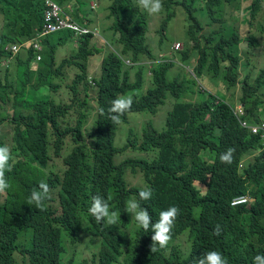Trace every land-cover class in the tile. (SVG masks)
Segmentation results:
<instances>
[{
    "label": "trees",
    "instance_id": "16d2710c",
    "mask_svg": "<svg viewBox=\"0 0 264 264\" xmlns=\"http://www.w3.org/2000/svg\"><path fill=\"white\" fill-rule=\"evenodd\" d=\"M112 1L113 9L117 5L115 24L123 27L122 44L135 59L140 52L154 58L146 40L149 24L136 0ZM165 3L166 19L161 30L176 15L177 6L185 9L188 24L184 59L196 57L194 70L202 78H172L169 68L173 63L159 62L151 68L150 75L140 71L132 87L125 86L134 102L121 116L124 123L130 122L131 112L155 115L168 95L181 98L196 94L194 101H182L173 107L163 129L146 121L139 138L135 127L128 128L127 138L139 147L142 156L119 162L122 148L116 144V132L120 124H107V120L111 122V103L123 91V79L116 77L114 69V53L109 56L105 75L97 80L98 120H104L97 123L92 142L81 139V127L88 113L80 111L84 106L78 97L80 91L75 89L67 101L59 94L61 85L52 79L56 45L63 39L75 40L73 32L64 31L44 40L46 50L36 69L38 73L30 68L32 50L26 59H21L24 66L15 60L7 66L0 65L6 77L13 79L11 84H2L0 76V89L7 94L5 101L17 104L11 117L13 134L1 135L2 142L12 149V167L7 173L13 189L0 194V264H16L20 255L29 264H73L72 259L62 257V233L65 230L76 236L84 223L106 249L98 264H192L199 254L210 250L220 251L229 264H253L256 255L264 254V151L257 153V149H264V142L261 128L253 131V126L264 123V66L256 75L251 70L264 56V0ZM44 10V0H0V57L9 56L5 49L9 41L33 36L41 26ZM197 13L204 14L219 28L204 34ZM255 19L260 34L252 30ZM239 22L242 29L247 26L246 35H241ZM22 23L24 32L17 31V25ZM131 28L144 29V37L133 40ZM90 40L91 35L80 37L79 56L87 54ZM240 43L248 48L244 62L234 50ZM238 86L242 91V112L236 110ZM132 121L136 124L139 118ZM156 125L159 127L160 122ZM63 133L71 134L74 142L63 159L66 169L55 184L47 182L52 195L43 209L28 205L32 190L38 189L41 182L33 176V163L45 165ZM229 148L235 149L233 161L222 163L220 154ZM129 170L133 178L140 175L138 183L133 185L128 180ZM144 187L153 190L150 200L140 201L141 206L148 208L153 223L170 206L180 209L172 240L164 249L157 246L154 253L150 250L152 231L138 230L126 212L129 197ZM96 194L105 199L111 197V210L121 214L120 221L135 227V248L123 262L119 261L122 234L114 225L97 223L88 211ZM245 195L254 201L232 204L236 197ZM217 225L221 227L220 236L214 234ZM24 229L31 236L28 245L26 239L21 240Z\"/></svg>",
    "mask_w": 264,
    "mask_h": 264
},
{
    "label": "clouds",
    "instance_id": "9594fccd",
    "mask_svg": "<svg viewBox=\"0 0 264 264\" xmlns=\"http://www.w3.org/2000/svg\"><path fill=\"white\" fill-rule=\"evenodd\" d=\"M97 0H89L90 7L94 9L97 6V3L94 2ZM112 0H110V12H107L101 21L105 25L106 31H109L113 34V42L119 46V50L113 48L111 50L102 49L97 45V41L95 37L103 38L100 36L98 26L91 25L86 21L89 15L81 10V6L79 5L78 0H44L45 10L43 13V17L41 19V26L36 28L34 34L31 38L25 39V35L17 40H11L9 43L5 45V49L7 50L9 56L4 58L0 57V65L7 66L11 64L12 60H15L19 65H23L21 59H26V54L29 50L33 52V58L30 61V68L38 73L36 70L39 67V63L42 60L43 54L46 50V46L44 43L45 39L51 38L53 35H59L60 33H64V31H71L76 36V39L73 41H66L65 39L61 40L58 45H56V51L54 53V61H53V69L54 74L52 75V79L54 83H58L61 85L59 94L67 99L68 92L70 93V99L73 97V93L76 91H80L78 95L79 98L82 99L84 106L80 111H86L85 109L88 107L89 112L87 121L81 127V139H84L88 142H92L94 140V129L98 122H102V120H98V87L97 80L100 77L104 76L106 73V64L110 55H113L117 60V65L115 66V71L117 72V78L123 79V91L119 93V96L115 98L111 107L109 108V112L111 113L110 119L111 122L107 120V124H120L121 116L124 115L127 111L131 109V106L134 102L133 97L130 95H126L128 92H125L126 87H132L133 83L137 79L138 72L147 73V75L151 74V68L159 63V62H170L173 65L169 68V73L171 68L174 66H180L182 68H189L191 70V75H171L172 78H176L178 80L188 79L193 77L200 81L202 77H198L195 73L194 67L196 64V57H192L189 60L184 59V52L187 50L183 42V45L180 41H175L170 50H168V54L160 53V50L153 54L154 58L149 57L144 52H140L134 58L133 53L130 50H127L125 46L122 44L121 40V31L123 27L115 24L116 21V8H112ZM138 6L140 7V11L146 15L147 24H149V29L146 31V40H149V30H150V22L158 19L163 11V5L166 4L165 0H136ZM179 7V6H177ZM177 10V8H176ZM150 15H154V18H151ZM177 15V13H176ZM175 15V16H176ZM166 16V15H165ZM174 16V17H175ZM173 17V18H174ZM110 19L111 22L106 24L105 21ZM166 18L163 19V22ZM218 26H215V29H218ZM17 31L24 32V23L18 24L16 27ZM84 35H91L90 40V48L87 54L83 56L78 55L79 48V39ZM131 37L135 40L138 37H144V29L141 28H131ZM104 39V38H103ZM163 37H161L162 41ZM106 40V39H104ZM107 41V40H106ZM150 41V40H149ZM152 41H156L154 38ZM109 44V42L107 41ZM148 43V42H147ZM110 45V44H109ZM149 45V44H148ZM182 45V47H181ZM64 48H69L70 52L60 57V52ZM150 48V47H149ZM248 49V48H247ZM241 48V43L235 45L234 50L237 51L241 62L245 61V52L247 51ZM151 50V49H150ZM152 52V51H151ZM101 53V58L99 61V65H96L95 62H92L93 56ZM130 53L131 56H128ZM180 54V55H178ZM192 62H194L192 64ZM264 66V56L260 59L259 63L256 66H252V74L256 75L257 71ZM130 68H135V72H129ZM0 76L2 84L12 83L11 78H7L6 75L0 69ZM181 77H183L181 79ZM243 75H241L242 79ZM8 79V80H7ZM93 86L96 89V93L94 96V101L96 103V108L93 107L92 101L88 100L89 94L87 93V89L89 86ZM148 83H145V89L147 88ZM239 87V86H238ZM68 88V92H67ZM8 92H12L11 88H8ZM6 91L0 89V194L9 192L13 189V182H9L8 173L11 171V163L10 161L13 159L11 146L7 143H3L1 140V135L4 133L6 137H9L14 132V125L11 120L13 115L14 107L17 105L14 101L9 100L5 101ZM194 95V94H193ZM12 96V95H11ZM37 95L35 96V98ZM196 98V94L192 97V101ZM10 99V97H9ZM237 102L236 110L238 112H242L243 103ZM95 109V110H94ZM95 111L96 115L91 123H89V117L92 114V111ZM79 112V111H78ZM77 112V113H78ZM76 113V115H77ZM89 138L86 136L87 126ZM92 124H95L91 127ZM259 128L262 130V137L264 142V123L261 126L255 125L253 126V131L258 132ZM119 128L116 132V144L122 148L119 152H124L127 146H133L134 149L140 151L142 155L144 153L139 149V147L135 144H132L129 139L127 144L124 146H120L119 142H117ZM140 138V137H139ZM142 138V137H141ZM54 138L50 139L54 140ZM59 146L57 148L50 150V156L47 158L46 164L43 165L38 162H34L33 166V176L39 179L41 182L39 183L38 189H33L28 200L27 204L35 206L38 209H43L45 206V201L51 199L52 189L50 188L49 183L55 184L58 175H62L66 169L64 165V169L62 171H56L51 166L50 163L53 160V157H64L70 152L74 142L72 140L71 134L63 133L62 138L59 141ZM64 151L66 153L64 154ZM260 151H264V149H257V153ZM235 149L229 148L226 152L220 154V161L222 163H232L233 155ZM137 153V152H136ZM118 154V157H119ZM140 155V156H142ZM138 155L128 156V157H137ZM126 157V158H128ZM125 158V159H126ZM119 161V160H118ZM123 161V160H121ZM119 161V162H121ZM7 173V174H6ZM128 178L132 179L133 175L131 170H129ZM153 190L151 187H144L139 190L138 193L133 194L127 200L126 204V212L131 214V221L135 222L136 228L143 229L145 232L152 231L153 235L151 236V245L150 250L152 253L158 250L157 246L160 249H164L168 246L169 242L172 240V232L175 227V221L180 214V209L177 206H170L168 209L163 210L159 213L158 220L153 223L152 216L148 208L141 206L140 201H148L152 198ZM138 197V198H137ZM105 199L104 196L100 194H96L92 197V203L90 208L88 209L89 213L95 218L97 223H106L109 226L119 225V220L121 218V214L117 211L111 210L109 200ZM254 201V198L250 197V195L236 197L232 204L238 205L240 203L248 202L251 203ZM89 225L87 223L82 224L78 231L84 227ZM134 226V225H133ZM115 227V226H114ZM135 228V227H134ZM133 229V227H131ZM90 232V229H89ZM78 233V232H77ZM214 234L216 236H220L221 227L219 225L216 226L214 230ZM22 241L26 239L25 244H30L31 236L27 233L22 234ZM28 235V237H27ZM91 241L97 242L94 245L93 252L87 257L92 264L93 260H95V264L99 263V256L105 252V248L99 243L100 241L95 240V235H92L90 232ZM123 241V240H122ZM121 241V242H122ZM68 261V260H67ZM16 264H29L26 261V257L20 255L17 256ZM63 264H68L67 262ZM192 264H229L227 258L218 250H210L207 252H202L195 259H193ZM253 264H264V254H258L254 257Z\"/></svg>",
    "mask_w": 264,
    "mask_h": 264
},
{
    "label": "rangeland",
    "instance_id": "374dc122",
    "mask_svg": "<svg viewBox=\"0 0 264 264\" xmlns=\"http://www.w3.org/2000/svg\"><path fill=\"white\" fill-rule=\"evenodd\" d=\"M78 1H79V5L81 6V10H83L89 15L86 21L89 22L91 25L98 26L100 36L106 39L110 44L109 45L107 41L104 40L103 38L95 37V40L97 41L96 42L97 45L105 50H111L112 47L119 50V46L113 42V34L110 32V30L106 31L105 25L101 21V18H103L107 12H110V0L95 1L94 3L95 4L97 3V6L94 9L90 7L89 0H78ZM163 6H164L163 11L159 13L161 14V16L158 19L154 20L153 22L152 21L150 22V26H151L149 30V37H150L149 40L150 41L148 40L147 42L152 51V54H156L160 49H161L160 53L168 54V50L171 49V47L173 46L176 40L180 41L182 45H183V42L187 40L186 27H187L188 22H187V15L185 13V9L181 6L177 7V15L167 22L166 28L164 30H161L163 19L165 18V10H166L165 4ZM118 13L120 14V12ZM148 15L151 18H154V15H150L149 13ZM197 15L203 27L204 34H208L215 29V25L211 23L210 20L206 16H204V14L197 13ZM110 22H111L110 19L105 21L106 24H109ZM238 25L240 27L241 35H246L248 32L247 26H245L242 29L243 27L242 23L239 22ZM259 28L260 26H259L258 19H255L254 24L252 26V30H254L256 34H260ZM161 37H163L162 41H161ZM153 38L156 41H152ZM241 48L243 50H246L247 44L241 43ZM69 52H70L69 48H64L60 52V57L64 56L65 54H68ZM126 54H128V56H131L130 53H126ZM100 58H101V53L97 54L96 56H93L92 62H95L96 65H99ZM193 63L194 62H192V64ZM135 70H136L135 68H130L129 72H135ZM170 74L173 76L174 75H187L188 76V75H191V70L189 68H182L180 66H174L173 68H171ZM182 78L183 77H181V79ZM68 91L69 90L67 88V92ZM235 91L237 93V95L235 96L236 98L235 102L237 103L240 98V95L242 94L241 87L240 86L237 87ZM87 93L89 94V99L92 101L93 107L96 108V103L94 101L96 89L93 86V84L92 86L88 87ZM35 95H36V91H35ZM126 95H130V93H127ZM68 96L69 97L67 98V101H69L70 99L69 92H68ZM193 96H194L193 93H189L185 96H182L181 98H175V97H172L171 95H168L165 99V102L159 106V110L155 115H152L151 113H148V112L129 113L128 117H129L130 122L129 123L121 122L119 125L117 142H119L120 146H124L127 144V141H128L127 134H128L129 127H135L136 131L139 134V137L141 138L142 133H143V124L146 121L147 122L152 121L157 128H159L160 130L163 129L165 127V123L163 122L164 120L166 122L167 115L173 109V107L177 103L182 102V101H192ZM85 110L89 112L88 107ZM94 110L92 111V114L89 117V123L93 121L94 116L96 115ZM134 118H139V122L135 124L132 121V119ZM155 119H156V122L157 121L160 122L159 127L158 125H156ZM208 119H209V115L205 117L206 121ZM94 125L95 124H92L91 127H93ZM89 126L90 124H88L87 130H86L87 138H89L88 136V133L90 132L88 130ZM65 153L66 151H64V154ZM134 155L140 156L142 155V153L138 150L136 151L133 146L129 145L125 148L124 152H121L119 154L118 160L121 161V160H124L128 156H134ZM50 166L56 171H62L64 169L63 157H53V160L51 161ZM179 172L184 173L183 170H180ZM140 179H141L140 175L134 176V178L132 179L128 178V180L133 185L138 183ZM194 184L199 185L197 181H195ZM114 226L117 229V231H119L123 236V241L119 245V248L122 251L119 257V261L123 262L126 256L130 252H132L135 248V228L132 223H124L120 220H119V225H114ZM131 227H133V229H131ZM27 232L28 230L24 229L22 231V234L27 233ZM89 237H90V232H89L88 226H84L81 229V231L79 230L76 236H72L67 231L63 230L62 240H63L64 252L62 254V257L65 260L72 259L74 262L73 264H84L85 261H88V263L91 264L89 258L87 257V254L90 253L88 255L89 256L91 255V253L93 252L94 245H96L97 242L93 243V241H91ZM113 264H116V262H113Z\"/></svg>",
    "mask_w": 264,
    "mask_h": 264
}]
</instances>
